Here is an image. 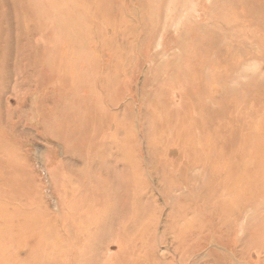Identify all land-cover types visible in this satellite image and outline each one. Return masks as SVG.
Returning <instances> with one entry per match:
<instances>
[{"label":"rangeland","instance_id":"rangeland-1","mask_svg":"<svg viewBox=\"0 0 264 264\" xmlns=\"http://www.w3.org/2000/svg\"><path fill=\"white\" fill-rule=\"evenodd\" d=\"M142 248L264 264V0H0V264Z\"/></svg>","mask_w":264,"mask_h":264},{"label":"bare ground","instance_id":"bare-ground-1","mask_svg":"<svg viewBox=\"0 0 264 264\" xmlns=\"http://www.w3.org/2000/svg\"><path fill=\"white\" fill-rule=\"evenodd\" d=\"M39 190V189H38ZM41 191V190H39ZM54 205H50L48 207H52L54 209H57L58 208V203L56 201H52ZM47 205V204H46ZM45 205V207L47 208V206ZM119 249L121 250V245H119ZM143 252H136L135 255H134V258L127 262V263H134V264H143V263H155V255L149 253L147 250H144L143 248L141 249ZM140 250V251H141Z\"/></svg>","mask_w":264,"mask_h":264}]
</instances>
